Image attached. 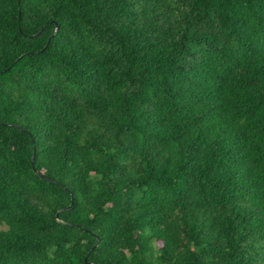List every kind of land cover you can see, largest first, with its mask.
Here are the masks:
<instances>
[{
    "label": "trees",
    "instance_id": "obj_1",
    "mask_svg": "<svg viewBox=\"0 0 264 264\" xmlns=\"http://www.w3.org/2000/svg\"><path fill=\"white\" fill-rule=\"evenodd\" d=\"M91 263L264 264V0H0V264Z\"/></svg>",
    "mask_w": 264,
    "mask_h": 264
},
{
    "label": "water",
    "instance_id": "obj_2",
    "mask_svg": "<svg viewBox=\"0 0 264 264\" xmlns=\"http://www.w3.org/2000/svg\"><path fill=\"white\" fill-rule=\"evenodd\" d=\"M57 29H55V31H56ZM41 33V31H39V33H37L35 36H37V35H39ZM91 264H93V263H91Z\"/></svg>",
    "mask_w": 264,
    "mask_h": 264
}]
</instances>
